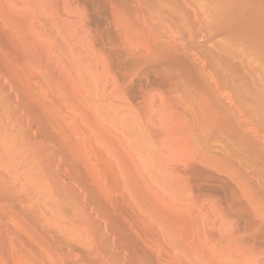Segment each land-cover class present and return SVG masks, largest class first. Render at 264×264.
<instances>
[{"label": "rangeland", "instance_id": "1", "mask_svg": "<svg viewBox=\"0 0 264 264\" xmlns=\"http://www.w3.org/2000/svg\"><path fill=\"white\" fill-rule=\"evenodd\" d=\"M0 264H264V0H0Z\"/></svg>", "mask_w": 264, "mask_h": 264}]
</instances>
